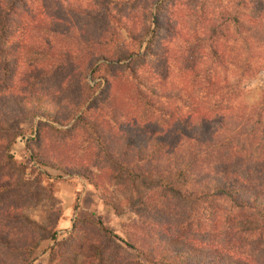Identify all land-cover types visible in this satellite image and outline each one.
I'll return each mask as SVG.
<instances>
[{"label": "trees", "instance_id": "trees-1", "mask_svg": "<svg viewBox=\"0 0 264 264\" xmlns=\"http://www.w3.org/2000/svg\"><path fill=\"white\" fill-rule=\"evenodd\" d=\"M236 1L234 6L231 5L232 0H217L212 4L217 8L214 19L223 27L209 28L208 32L223 36V28L225 31L232 29L235 34L243 36L244 43L247 42L244 47L248 46V39L254 40V48L245 49L248 53L251 51L256 65L257 60L264 63V0ZM70 2L0 0V104L11 100L13 107L12 111L0 105V128L23 114L40 116L57 124L69 123L75 118L80 108L78 101L73 107L64 100L59 102L61 105L57 109L67 105L64 116L45 104L49 88H53L54 83L58 84L57 75L66 66L56 53L62 47L47 41L53 31H59L58 28L65 31V28L72 29L81 22L83 27L86 21L99 23L102 31L96 41L92 40L94 50L89 54L90 62L85 69L89 73L93 64L102 61L98 69L108 72L103 76L108 97L121 108L109 113V120L104 121L102 110L90 107L80 113L70 132L73 133L78 124L89 123L86 111L105 126L113 123L110 129L121 141L107 147L105 153L109 160L117 166L128 165V162L132 166L145 162L152 164L151 173L144 171V174H156L158 197L169 201L192 200L205 209L190 207L188 212L194 217L189 219L190 213H186L188 217L175 228L162 223L154 225L158 228L152 227L147 231L141 249L124 243L98 221L89 224L116 249V254L110 257L107 248L102 250L93 246L89 254L85 251L88 240L82 223L76 222L57 251L58 256L52 258L54 264H71L76 255L83 256V264H141L137 259L119 257L122 249L117 243L135 254L140 253L148 264H264L259 261L264 256V155L252 157L250 153L255 147L257 151L264 149V94L257 107L243 108L234 105V92H212L218 84L214 82L217 73L211 72L210 68L198 69L197 52L204 48L200 45L198 23H193L195 28L185 33L173 21L175 16L184 23L183 19L187 20L192 15V9L187 15L182 9L178 14L177 5L182 4V0H76L74 16L77 20L74 21L69 13ZM254 2L261 5L262 17L239 14L241 3L247 6ZM208 5L207 1L201 0V9ZM197 6L195 11H200ZM91 12H94L92 17ZM122 32L125 41L118 48ZM206 48L208 51L203 58L211 57L213 64L221 65L223 57L216 46L210 44ZM64 60L70 61L69 56ZM124 61L129 63L115 64ZM157 61H162L166 71L165 78L160 79L162 83L170 76V69L176 68L179 81L189 87L185 93L177 92L181 94L175 95L179 108L173 111L157 109L154 99L159 98V91L150 81L146 82L151 74L148 72L151 77L143 76L144 71H140V67ZM135 62L139 66H135ZM251 68L248 64L243 72L250 73ZM198 71L205 79L199 77ZM226 82L224 80L223 83ZM63 84L58 85V90L63 88ZM92 92L89 88L85 97L80 94L78 100L86 102ZM200 92L203 93L201 96H194ZM120 95L122 99H119ZM162 97L172 98L164 94ZM124 100L126 103L122 106ZM1 108L8 109V113L1 112ZM71 108L76 112L73 113ZM43 125L52 129L45 123ZM237 127H240L238 131ZM195 131L199 132L200 140L193 134ZM43 140L42 130H38L31 140L43 155L37 159L40 165L48 160L49 154L65 159L63 152L68 154L69 151L54 145L46 154ZM4 156L13 164L10 155ZM12 187L8 177L0 174V264H32L33 254L40 247L43 236L55 241L50 251H55L60 243L56 242L55 233L37 230L19 209L7 207ZM155 207L158 210L151 207L149 211L158 213L163 208ZM245 221L256 225L253 230L243 232L249 238L254 237L252 245H239L235 240ZM183 225L186 226V234L179 233ZM202 229L206 230V236L212 237H199ZM260 250V255L254 256Z\"/></svg>", "mask_w": 264, "mask_h": 264}, {"label": "rangeland", "instance_id": "rangeland-1", "mask_svg": "<svg viewBox=\"0 0 264 264\" xmlns=\"http://www.w3.org/2000/svg\"><path fill=\"white\" fill-rule=\"evenodd\" d=\"M75 1L71 0L69 6V13L73 17V21L77 20L74 16L76 13ZM206 1L209 5L201 9V0H182V4L177 5L178 14L182 9L187 15L188 10L192 9V15L187 20L183 19L184 23L180 21L179 17L175 16L173 21L179 28L184 29L185 33H190L191 29H194L198 23L199 26L196 27L202 40L200 45L202 48L204 47L197 52L200 62L198 69L204 71L205 68H210L211 72L217 73L214 75V82L218 84L212 89V92L219 91L223 94L232 91L235 94L233 103L237 107H257L260 104L262 94H264V63L257 60L256 65V60L251 56V51L248 53V50L245 49L249 47L253 49L256 42L248 39V46L244 47L247 42L244 43L243 36L235 34L232 29L225 31L223 28V36L209 33V28L215 27L218 29V27L223 26H219L214 19L217 8L212 4L216 3L217 0H205V3ZM236 3V0H232L231 5L234 6ZM195 5H198L197 8L201 10L195 11ZM216 5L218 6V4ZM245 5L241 3L238 7L239 14H245L253 18L261 16V5L255 2ZM110 7L113 8L112 5ZM93 13H90L91 17ZM80 18L83 21L85 20L84 17ZM86 22L85 27H83L84 23L81 22L72 29L65 28V31L62 30L63 28H58L59 31H53L49 41H47L52 42L56 47H62L60 49L56 48L59 51L56 53L66 66L57 75L58 84L54 83L51 89L47 86L49 90L45 104L50 110L56 109L57 113L64 116L67 105L63 109H57L56 107L61 105L59 102L64 100L65 103H70L71 107L79 102L80 108L75 118L69 123L57 124L40 116L32 117L23 114L21 118L10 119L0 128V174L6 175L13 186L9 192L11 198L6 204L7 207H11L12 210L19 209L26 221L37 230H46L49 234L55 233V240L60 243L55 251H50L55 241L44 239L43 236L40 247L33 254L32 264H49L50 262L54 264L55 261L52 258L58 256L57 251L62 247L61 244L66 241V235L72 230L76 222L82 223L83 231L88 240L85 244V251L89 254L93 246H98L102 250L107 248L110 257V255L116 254V249L89 224L98 221L124 243L133 244L137 249H141L144 235L152 227H155L154 225L162 223L175 228L182 222L183 218L188 217L186 213H190L188 212L190 207L199 210L204 208L197 206L192 200L171 199L169 201L158 197L156 174H144V171L151 173L149 169H152V164L145 162L138 166H132L128 162V165L117 166L115 162L109 160L105 153V151H108L107 147H111L113 142L121 141V138L116 136L115 131L110 129L113 128V123L105 126L101 120L94 119L91 117L92 113L86 111L88 113L86 114V120L89 123L86 125L78 124L75 131L70 132L80 113L90 107L91 109L98 108V110H102L103 115H105L104 121L109 120V113L121 108L110 101L108 97L107 83L103 80V76L108 75V72L99 71L98 69L102 61L93 64L91 71L86 72L85 66L90 62L89 54L94 50L92 40L96 41L102 31L99 23ZM169 27L172 28L171 25ZM124 37L125 35L122 32L120 38L122 40L119 41L118 48L123 43L122 41H125ZM125 43L127 45L128 41ZM210 44H214L221 53L223 57L221 65L213 64L211 57L203 58L208 51L206 47ZM113 48L115 47L113 46ZM143 49L144 47L140 50V54H142ZM160 54L161 52H159ZM66 56H69L70 61L64 60ZM127 63L129 61L115 64L125 65ZM202 63L205 65H201ZM134 64L139 66L138 62ZM248 64L252 67L251 72L245 73L243 71L246 70ZM140 69V71H144L143 76H152L146 82L148 84L150 81L159 91V98L154 99L157 109L173 111L179 108L175 101V97H177L175 95L181 96L177 92L185 93L189 91V87L186 88L179 81L176 68L170 69V76H168L165 83L160 80L161 77L165 78L166 75L162 61L154 62V64L150 63V66H142ZM94 71L96 73L92 74ZM198 74L200 78L205 79L200 71H198ZM224 80L227 81L225 84L223 83ZM157 81H159V84H156ZM61 83H64L63 88L58 90L57 87ZM89 88L93 91L92 96L86 102L82 100L80 102L78 100L79 95L82 94V98H84ZM163 94L172 98H163ZM202 94V92L200 94L195 93L194 96L197 97ZM118 97L122 99L121 95ZM10 102L11 100L4 101L0 105L13 111ZM125 103L124 100L122 106ZM75 108H71L73 113L76 112ZM188 108L195 109L196 107ZM7 111L8 109L1 108V112L8 113ZM121 121L122 119L119 122ZM43 123L49 125L52 129L45 128ZM239 128L237 127L236 131ZM38 130H42L43 141L46 144L44 145L47 151L46 154L50 153L49 150L54 145L59 146L69 151L68 154L63 152L66 155L65 159L62 156L57 157L49 154L48 160H45L44 163L40 165L37 162L39 155H43L40 153L39 146H36L31 140L35 138ZM193 134L197 140L201 139L199 132L195 131ZM225 135L228 136L227 133ZM139 136L138 134L137 137ZM73 137L74 140H72ZM46 146H49V148H46ZM250 153L252 157L264 155V149L257 151L255 147ZM250 153L246 156L249 157ZM4 154L11 156L13 164L7 161ZM133 161L135 162V159H132ZM132 169H134V172H130ZM155 206L163 208H160L161 210L158 213L149 211L151 207L158 210ZM193 217V214L190 213L189 219ZM203 222L201 220V223ZM254 224V222L249 223V221L242 222V231L235 236V240L239 245L246 243L252 245L254 243L253 236L249 238L248 235L243 234V232L253 230L256 227ZM185 229V225L181 226L179 233L186 234ZM171 231L176 232L174 229ZM205 231L202 229L198 236L202 238L212 237V235L206 236ZM147 243L150 245V241ZM117 245L122 249L119 251V257L130 260L137 259L141 264H148L140 256V253L139 255L135 254L124 247L123 244L117 243ZM260 253L261 250L255 252L254 256L258 257ZM261 259L259 260L260 263H264V256ZM83 261L82 255H76L71 264H83ZM109 261L110 259L107 260L108 263Z\"/></svg>", "mask_w": 264, "mask_h": 264}]
</instances>
